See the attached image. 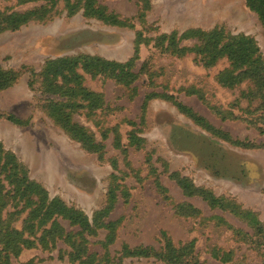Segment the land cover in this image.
I'll return each instance as SVG.
<instances>
[{
    "label": "rangeland",
    "instance_id": "374dc122",
    "mask_svg": "<svg viewBox=\"0 0 264 264\" xmlns=\"http://www.w3.org/2000/svg\"><path fill=\"white\" fill-rule=\"evenodd\" d=\"M68 2L75 7L54 0L46 19L0 31V67L18 75L0 90L3 150L14 155L48 199H60L87 217L92 231L82 234L83 246L92 264H170L122 253L124 244L160 250L162 231L176 246L192 244L183 261L173 264H264V108L254 110L264 98L243 94L254 88L249 78L232 87L219 81L222 71L240 70L226 56L206 65L195 50L201 44L196 31L220 30L223 41L249 38L264 68V23L258 12L246 0H95L122 20L111 24L84 13L86 0ZM44 3L0 0V12ZM114 51L116 61L135 55L130 85L77 68L83 85L102 100L94 109L82 105L71 113L103 146L100 152L88 151L49 114V101L61 98L44 89L40 74L49 59L80 54L107 59ZM8 114L22 123L7 119ZM131 132L141 139L138 144L130 143ZM245 162L257 165L259 181H249ZM179 178L217 203L186 194ZM22 203L0 173V228L21 231L29 210ZM56 220L67 238L25 247L8 264H85L84 257L73 258L69 242L71 236L78 241L80 228ZM108 221L115 222L111 242L109 229L101 226ZM213 252L229 254L221 261Z\"/></svg>",
    "mask_w": 264,
    "mask_h": 264
},
{
    "label": "trees",
    "instance_id": "16d2710c",
    "mask_svg": "<svg viewBox=\"0 0 264 264\" xmlns=\"http://www.w3.org/2000/svg\"><path fill=\"white\" fill-rule=\"evenodd\" d=\"M43 1H45L44 4L23 11L0 12V31L16 29L21 24L30 20L46 19L51 11L47 6L49 3L52 5L54 0ZM66 1L68 7H75L74 4H69V0ZM246 2L258 12L264 23V0H246ZM73 10L70 9L71 12ZM83 10L84 13L110 22L111 24L122 23V20L116 14L112 12L106 14L102 6L95 5V0H86L83 4ZM195 33L199 34L201 40V44L195 50L202 56V60L206 65L212 64L219 57L226 56L232 67L240 68L235 74L232 72V69L222 71L218 76L221 83L232 87L240 83L243 79L249 78L255 82L254 88L244 91L243 94L248 96L255 93L264 98V68L259 61V55L254 56L257 48L249 38H241V36L231 37L223 41V35L220 30H212L209 32L196 31ZM134 56L128 58L126 61L109 60L99 55L90 54H80L74 57L64 56L47 60L41 71L40 76L46 84L44 89H47L49 92L51 91L54 96L61 98L59 100L49 101V106H47L49 114L62 129L76 138L88 151L100 152L103 146L101 143L94 141V137L85 127L79 125L72 119L71 113L82 105L87 107L88 110L94 109L102 103V100L100 94L83 85L82 77L78 74L77 68H81L92 76L105 75L113 78L117 83L130 85L136 77V73L131 71ZM17 76V73L13 70L2 69L0 67V90L11 85ZM174 104L178 110L190 116L194 122L198 123L204 129L211 130V127L203 122L201 117L193 113L189 107H186L178 101H174ZM256 108H264V101L255 107V112H257ZM246 112L248 114L251 113L249 110ZM6 118L15 123H22L21 120L11 114H8ZM139 141L141 139L134 132H131L130 143L138 144ZM235 143L242 146L245 145L242 142ZM0 173L4 174L9 184H13L16 187L19 198L23 202V207L29 209L23 220L21 231L9 228L7 225H2L0 228V264H8L10 257H16L25 247L35 244L46 246L49 242L52 243L55 241L56 237L67 238V234L64 235V230L56 220L59 217L68 220L71 225H76L80 228L77 235L79 236L78 241L72 236V240H69L73 248L71 251L73 258L80 259L84 257L82 260L83 263L92 264V256L91 254H86V249L83 246L85 238L82 234L85 231H92V226L87 217L81 211L67 207L60 199H48L46 191L35 181L27 177L26 169L17 162L12 153L3 150L1 143ZM178 183L186 194H199L209 203H217L216 199L210 193L194 187L187 179L179 178ZM181 205L194 211L188 205ZM49 221L50 225L47 227L46 225ZM101 226L109 229L106 240L107 242H111L115 222L108 221ZM161 235L163 236L164 243L160 250H155L150 246L129 248L124 244L122 253L128 256H155L170 264L182 262L184 250L192 244L186 243L182 246H176L164 231L161 232ZM227 254H222L219 257L218 254L213 252V255L216 258L219 257L218 259L221 261L227 260ZM193 264L202 263L195 261Z\"/></svg>",
    "mask_w": 264,
    "mask_h": 264
},
{
    "label": "clouds",
    "instance_id": "9594fccd",
    "mask_svg": "<svg viewBox=\"0 0 264 264\" xmlns=\"http://www.w3.org/2000/svg\"><path fill=\"white\" fill-rule=\"evenodd\" d=\"M244 168L246 170L249 181L256 182L261 179V173L256 164L251 162H245Z\"/></svg>",
    "mask_w": 264,
    "mask_h": 264
},
{
    "label": "crops",
    "instance_id": "0c3cea01",
    "mask_svg": "<svg viewBox=\"0 0 264 264\" xmlns=\"http://www.w3.org/2000/svg\"><path fill=\"white\" fill-rule=\"evenodd\" d=\"M99 56H101V57H105V56H103V55H100V54H98ZM112 57H106L107 59H110V60H115L116 61V51H114L113 53H112ZM118 61V60H117Z\"/></svg>",
    "mask_w": 264,
    "mask_h": 264
}]
</instances>
